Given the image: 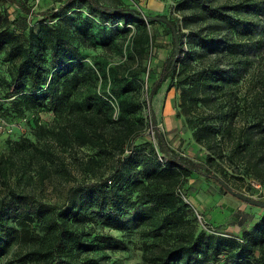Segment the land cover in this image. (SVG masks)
I'll return each mask as SVG.
<instances>
[{
	"label": "trees",
	"instance_id": "obj_1",
	"mask_svg": "<svg viewBox=\"0 0 264 264\" xmlns=\"http://www.w3.org/2000/svg\"><path fill=\"white\" fill-rule=\"evenodd\" d=\"M8 1L31 12L20 0ZM75 1L63 0L58 12L56 8L40 11L36 22L22 31L11 30L7 16L0 13V62L6 64V76H0V97L9 100L18 115L40 110L76 114L83 124L73 137L79 145L96 147V159L92 156L89 162L94 161L97 172L92 180L69 186L58 204L36 199L1 180L0 256L17 243L14 260L24 264H98L100 257L91 253L96 241L85 231L97 215L115 229L131 223L146 225L152 235H160L163 228L175 232L166 247H143L148 264H176L178 260L200 264L222 251L235 262L264 264V259L254 263L248 258L264 244V217L240 240L185 229L190 225L185 219L189 205L179 194V184L192 171L222 181L176 156L155 125L153 113L154 137L164 157L157 158L152 142H147L144 152L131 150L121 157L144 127L143 101L131 93L139 92L142 61L153 37L136 9L78 0L99 21L113 24L122 18L134 27L129 43L132 63L110 65L107 73L98 66L104 79L110 75V85L97 91V74L82 61L81 49L110 41L96 40L104 28L92 18L73 23L65 9ZM175 2L181 27L187 32L165 17L173 36L172 48L148 89L147 101L168 80L178 91L180 113L190 124L195 141L208 150L207 157L264 183V0ZM154 19L160 17H149ZM118 30L128 33L131 28ZM183 34L187 36L185 50ZM110 95L115 102L109 101ZM0 109L5 115L7 107L0 103ZM109 126L117 129L111 131ZM102 164H108L106 171Z\"/></svg>",
	"mask_w": 264,
	"mask_h": 264
},
{
	"label": "rangeland",
	"instance_id": "obj_2",
	"mask_svg": "<svg viewBox=\"0 0 264 264\" xmlns=\"http://www.w3.org/2000/svg\"><path fill=\"white\" fill-rule=\"evenodd\" d=\"M31 12L22 10L15 1L0 0V13L5 14L10 21L9 28L22 31L36 22L40 11L56 8L63 0H20ZM110 6H124L127 9H136L147 21L149 34L153 37L148 56L143 59L140 77L139 92H132L135 97L143 101L141 116L144 127L132 141V147H127L121 157L129 151L144 152L148 149L147 142L156 146L157 158L164 157L154 137V124L151 115L155 116V125L163 134L168 146L176 156H183L199 171H211L221 181L233 190L264 201V183L244 174L235 166L229 165L220 159L208 158V150L195 141L192 128L185 121L178 106V91L168 80H165L147 101V92L153 80L157 77L162 62L169 56L172 48V32L162 19L149 20L151 16L166 17L175 21L180 30L182 17L176 10L175 0H100ZM72 17L73 23L79 25L85 22L86 17L94 19L103 27V31L96 35L99 42L110 41L109 45L98 43L93 47L81 49L82 61L90 65L97 74L95 88L97 91L107 90L110 85V75L102 77V67L107 73L110 65L131 64L129 58L130 35L134 27L126 24L122 18H117L113 24L99 21L92 13L86 11L80 1L76 0L72 7L65 9ZM130 27L128 33L118 29ZM187 44L186 34L182 35V48ZM180 45V47H181ZM183 52L180 53L182 55ZM0 76H6V64L0 62ZM84 90V89H83ZM1 94V90H0ZM130 95V94H129ZM109 101L115 102L114 96ZM5 115L0 109V188L1 180L17 191L29 193L34 198L49 202L61 203L67 194L69 186L80 181L92 180L97 171L90 157L96 159V147L79 145L73 135L82 123L76 114H54L49 110L38 112L26 111L18 115L10 108V101H3ZM115 117L116 106H114ZM36 124L43 128L38 129ZM110 130H114L109 126ZM31 143V144H30ZM99 163V161H98ZM108 164H102L101 169L107 170ZM264 180V177H262ZM180 196L189 205L185 219L190 222L185 229L204 230L207 233L223 234L236 237L251 231L259 220L264 217V208L249 204L246 201L229 193L214 178L207 177L198 171H192L178 186ZM164 229V228H163ZM161 230L160 235H152L146 225L127 223L123 229L111 228L96 215L85 226L89 239H95L96 247L91 253L100 257L98 264H148L144 258L143 247L158 250L173 242L175 232ZM191 230V229H190ZM174 231V230H173ZM19 245L13 244L8 254L0 256V264H24L14 260V252ZM23 252L25 248H22ZM228 250V248H225ZM222 251L216 258L209 255L200 264H242L233 261ZM254 263L264 259V244L260 245L252 256L248 257ZM32 264V263H31ZM176 264H184L182 260Z\"/></svg>",
	"mask_w": 264,
	"mask_h": 264
},
{
	"label": "water",
	"instance_id": "obj_3",
	"mask_svg": "<svg viewBox=\"0 0 264 264\" xmlns=\"http://www.w3.org/2000/svg\"><path fill=\"white\" fill-rule=\"evenodd\" d=\"M160 19L166 20L165 17H160ZM221 185L224 187L225 190H227L229 193L233 194L234 196L240 198L241 200L246 201L249 204H253V205L264 208V201L256 200L254 198H250L248 196H245V195L233 190L232 188H230L229 186H227L223 182L221 183Z\"/></svg>",
	"mask_w": 264,
	"mask_h": 264
},
{
	"label": "built area",
	"instance_id": "obj_4",
	"mask_svg": "<svg viewBox=\"0 0 264 264\" xmlns=\"http://www.w3.org/2000/svg\"><path fill=\"white\" fill-rule=\"evenodd\" d=\"M0 128H1V125H0Z\"/></svg>",
	"mask_w": 264,
	"mask_h": 264
}]
</instances>
